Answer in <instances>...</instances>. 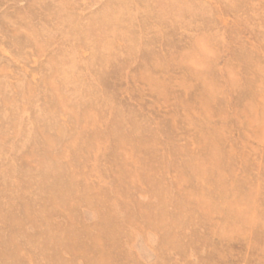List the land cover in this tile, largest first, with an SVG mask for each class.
Listing matches in <instances>:
<instances>
[{"label": "rangeland", "instance_id": "obj_1", "mask_svg": "<svg viewBox=\"0 0 264 264\" xmlns=\"http://www.w3.org/2000/svg\"><path fill=\"white\" fill-rule=\"evenodd\" d=\"M0 264H264V0H0Z\"/></svg>", "mask_w": 264, "mask_h": 264}]
</instances>
